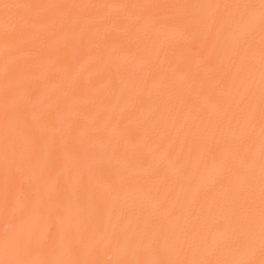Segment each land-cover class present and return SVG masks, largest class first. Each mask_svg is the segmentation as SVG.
Here are the masks:
<instances>
[{
	"label": "bare ground",
	"instance_id": "obj_1",
	"mask_svg": "<svg viewBox=\"0 0 264 264\" xmlns=\"http://www.w3.org/2000/svg\"><path fill=\"white\" fill-rule=\"evenodd\" d=\"M262 4L0 0V264H264Z\"/></svg>",
	"mask_w": 264,
	"mask_h": 264
},
{
	"label": "snow or ice",
	"instance_id": "obj_2",
	"mask_svg": "<svg viewBox=\"0 0 264 264\" xmlns=\"http://www.w3.org/2000/svg\"><path fill=\"white\" fill-rule=\"evenodd\" d=\"M3 7L5 8V10H8V9H10L12 7H16V6L5 4ZM262 7H264V4H262Z\"/></svg>",
	"mask_w": 264,
	"mask_h": 264
}]
</instances>
